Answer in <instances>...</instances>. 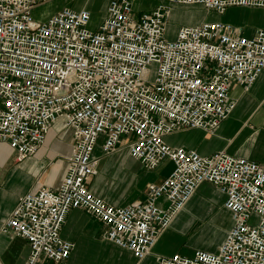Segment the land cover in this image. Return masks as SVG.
Segmentation results:
<instances>
[{
	"label": "built area",
	"instance_id": "2783aa9c",
	"mask_svg": "<svg viewBox=\"0 0 264 264\" xmlns=\"http://www.w3.org/2000/svg\"><path fill=\"white\" fill-rule=\"evenodd\" d=\"M52 0H0V142L18 161L34 155L52 125L73 129L72 152L58 188L21 196L2 232L26 239L24 264H60L73 243L61 237L72 209L103 222L104 237L141 260L204 182L226 194L233 226L218 252L158 257V264H264V167L225 151L204 156L172 147L165 137L199 128L214 133L235 107L232 84L249 88L264 70V28L254 36L221 21L181 26L166 38L173 5L264 7V0H166L134 14L132 0H111L105 20L89 28V9L64 7L47 20L34 10ZM154 65V68L152 66ZM104 155L125 144L147 169L174 164L146 199L124 207L94 194V155L100 137ZM165 197L168 206L157 201ZM259 218L250 223L252 215Z\"/></svg>",
	"mask_w": 264,
	"mask_h": 264
},
{
	"label": "crops",
	"instance_id": "0c3cea01",
	"mask_svg": "<svg viewBox=\"0 0 264 264\" xmlns=\"http://www.w3.org/2000/svg\"><path fill=\"white\" fill-rule=\"evenodd\" d=\"M98 0H81L76 9L87 8L93 14ZM111 0H103L107 7ZM134 14L154 10L166 0H132ZM75 8V7H74ZM174 14L192 15L194 22L186 23ZM178 29L202 22L221 21L242 27L247 37L264 28V7H229L225 13L209 11L202 5H173L170 22ZM168 29V28H167ZM230 98L235 107L214 133L199 128L178 130L165 137L172 147H184L208 156L218 151L246 158L264 167V70L249 87L232 84ZM101 136L94 155L99 158L97 174L90 177V190L116 207H124L146 199L149 183H160L167 178L173 164L164 160L157 168L147 169L132 157L123 143L118 150L104 155ZM73 129L59 118L50 128L45 143L24 160L6 142H0V264H24L30 253L26 239L2 232L19 198L41 187L57 189L66 169L67 157L72 152ZM226 194L208 182L201 184L169 227L158 237L150 253L138 260L129 250L119 247L104 237L105 225L84 209H72L66 217L61 237L73 243L70 256L60 264H158V257L172 255L193 256L197 251L216 253L233 226L231 212L225 207ZM161 197L157 205L168 206ZM259 218L252 215L250 223ZM41 264H47L44 260Z\"/></svg>",
	"mask_w": 264,
	"mask_h": 264
},
{
	"label": "rangeland",
	"instance_id": "374dc122",
	"mask_svg": "<svg viewBox=\"0 0 264 264\" xmlns=\"http://www.w3.org/2000/svg\"><path fill=\"white\" fill-rule=\"evenodd\" d=\"M81 0H52L50 2L44 3L39 5L34 10V17L37 20H47L50 18L53 14H55L57 11L63 9L64 7L71 6V7H78ZM103 0H98L97 5L94 8V12L92 14V19L89 24V28L92 30H97L99 26L103 23L106 17V11L105 8L101 7ZM174 18H178L183 20L186 23H192L194 22L195 18H193L192 15H178L174 14ZM167 32H166V38L169 40H174L176 38L177 32H178V25L176 22L172 21L167 26ZM154 68V65L152 66ZM167 169L171 170L174 169V164H168Z\"/></svg>",
	"mask_w": 264,
	"mask_h": 264
}]
</instances>
